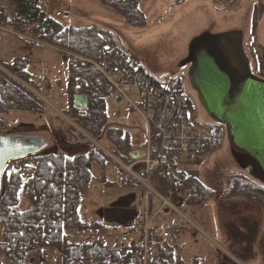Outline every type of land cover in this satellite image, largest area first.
<instances>
[{"label":"rangeland","instance_id":"1","mask_svg":"<svg viewBox=\"0 0 264 264\" xmlns=\"http://www.w3.org/2000/svg\"><path fill=\"white\" fill-rule=\"evenodd\" d=\"M234 2L237 0H139L140 10L146 19L143 26L125 22L114 8L104 6L98 0H40V8L49 18L65 27L96 26L113 33L129 65L141 68L146 75L162 83H171L177 77L186 76V69L178 70L176 66L185 56L190 39L207 26L215 24L217 31L241 27L247 31L246 52L250 51L255 69L264 79V0H238V5L226 9L227 5H233ZM0 7L11 17L12 10L7 0H0ZM10 31L11 34L0 33V60L10 64L15 58L28 59V71L36 79L44 77L51 88L42 92L45 104L23 92L38 107L44 106L43 113L38 116L2 115L0 120L9 122L11 127H8V131L0 128V133H32L41 136L47 145L39 156L63 154L73 158L90 150L98 151L101 147L114 159L128 165V150L117 149L102 138L104 134L99 138L88 135L79 123L78 114L70 106L66 54L83 56L61 53L49 46L36 47L33 45L37 42L35 37L14 33L12 27ZM186 86L190 90L188 81ZM190 92L196 100L195 94ZM133 93L135 106L141 107L138 92L134 90ZM194 104L197 107L194 114L190 115V120L206 123L207 118L198 103ZM105 106V130L120 129L130 133L132 142H140L144 138L145 124L129 105L105 103ZM80 129L84 133L81 134ZM36 165L35 159H30L10 164L4 172L7 177L18 174L22 181L15 211L29 209L24 184L35 175ZM177 167L216 195L225 190L231 176H240L242 173L228 151L226 136L222 147L213 151L179 156ZM122 181H129L132 185L128 187L121 184ZM109 183L117 185L112 187ZM142 193L143 187L136 184L113 159L105 156L104 164L93 165L92 180L81 199L79 214L86 222L102 221L105 229L93 234V237L112 242L123 233L124 219L131 214L127 197L135 194L140 198ZM191 216L200 231L195 236H186L180 244L183 246L182 259L185 264H193L195 258L199 264H229L223 257L227 252L237 255L241 264H264V255L255 248L259 244V232L253 237V232H245L250 224L258 223V229L262 224L260 226L264 228V211L257 204L239 198L221 199L215 196L196 209L195 213L192 211ZM231 228L239 232L244 230L243 235L250 240H234ZM83 236L75 237L74 241L81 242L90 234L85 233Z\"/></svg>","mask_w":264,"mask_h":264},{"label":"trees","instance_id":"2","mask_svg":"<svg viewBox=\"0 0 264 264\" xmlns=\"http://www.w3.org/2000/svg\"><path fill=\"white\" fill-rule=\"evenodd\" d=\"M102 5L114 8L121 18L133 25L143 26L145 16L140 10L139 0H126L124 4L117 0H98ZM12 10L10 26L19 34H29L41 44L57 49L59 52H69L97 61L104 49L118 54L128 64L127 57L120 50L116 36L98 28L65 27L49 18L40 8V0H7ZM4 64V63H3ZM30 61L26 58H16L12 64L2 67L16 78L29 85H36V78L29 73ZM144 73L143 70L137 69ZM183 94L186 89V76L177 77L171 82ZM109 86L92 67H69L67 94L70 106L78 114L83 131L88 135L102 138L114 144L119 150L128 149L131 144L128 138H123L122 130H105L106 108L104 97L109 93ZM76 95H87L89 106L86 111L74 108L73 98ZM185 95V94H184ZM186 96V95H185ZM187 97V96H186ZM194 104L195 98H189ZM44 111L41 106L28 98L17 84L0 73V116L12 114L40 115ZM11 124L0 120V128L8 131ZM215 129L211 147L197 154L213 151L225 143L223 127L209 124ZM116 129V128H115ZM119 131V132H118ZM171 153L169 156L171 157ZM179 155L172 156L178 158ZM30 159L36 161L35 175L24 184L25 196L29 203L26 211H15L18 204V190L21 178L18 174L4 176L3 191L0 193V264H131L133 249L116 245V239L105 242L95 233L105 229L104 223L84 222L79 214L81 199L87 192L92 180L93 165L104 164L105 156L99 151L90 150L68 158L63 154H45L19 160L16 163ZM128 159V158H127ZM242 175V176H241ZM192 182L199 188L198 195L190 202V208L198 210L207 201L217 196L221 199L239 198L254 202L264 210V186L254 182L245 174L231 176L225 190L216 195L193 177ZM158 181L163 194H167L173 186L169 176L158 173L151 179L152 184ZM121 184L131 186V182ZM115 187L117 184H111ZM155 185V184H154ZM164 185H167L166 187ZM234 240H250L238 230L231 228ZM257 235V225L247 228ZM90 234L81 242L75 237ZM84 237V236H83ZM81 237V238H83ZM259 249L264 253V230L259 240ZM198 259L193 260L198 264ZM150 264H185L174 246L164 253L157 250V256Z\"/></svg>","mask_w":264,"mask_h":264},{"label":"built area","instance_id":"3","mask_svg":"<svg viewBox=\"0 0 264 264\" xmlns=\"http://www.w3.org/2000/svg\"><path fill=\"white\" fill-rule=\"evenodd\" d=\"M117 1L122 4L126 2ZM10 29V16L0 11V33L11 34ZM66 57L71 68L92 67L97 70L110 90L104 102L129 105L145 124L141 159L124 165L103 148L99 149L144 189L136 216L116 239V245L133 249L131 264H150L157 256V250L166 252L177 235H183L188 230L200 231L190 216V202L197 196L199 188L190 177L179 171L177 158L172 156L177 153L179 156L197 154L209 149L215 129L207 123L190 120L195 106L172 83H162L139 72L118 54L104 49L97 61L71 54H66ZM0 73L13 80L22 92L29 93L28 96L46 103L42 92L50 86L48 80H38L36 85L31 86L2 66ZM134 90L138 92L141 107L134 104ZM158 173L173 180L169 195L162 194L150 183ZM152 200L158 202L155 210ZM164 211L170 214L172 221L163 217ZM53 263L57 261L54 259Z\"/></svg>","mask_w":264,"mask_h":264},{"label":"water","instance_id":"4","mask_svg":"<svg viewBox=\"0 0 264 264\" xmlns=\"http://www.w3.org/2000/svg\"><path fill=\"white\" fill-rule=\"evenodd\" d=\"M246 34L241 27L217 31L210 24L190 39L176 68L187 69L189 88L207 121L223 127L238 170L264 186V79L252 71ZM73 105L86 111L88 96L76 95ZM46 145L38 135L0 133V193L7 166L37 155ZM142 157L143 152L131 154L133 160Z\"/></svg>","mask_w":264,"mask_h":264},{"label":"crops","instance_id":"5","mask_svg":"<svg viewBox=\"0 0 264 264\" xmlns=\"http://www.w3.org/2000/svg\"><path fill=\"white\" fill-rule=\"evenodd\" d=\"M239 3H238V0H237V2H234V4L233 5H227L226 6V9H230V8H232L234 5H238ZM2 10V7H0V11ZM47 15V14H46ZM217 30V29H216ZM32 43H33V41H32ZM33 45H35L36 47H39V48H41V47H46V46H48V45H45V44H41L40 42H34L33 43ZM50 47V46H49ZM57 50V49H56ZM16 59V58H15ZM14 59V60H15ZM13 60V61H14ZM12 61V62H13ZM12 62L10 63V64H12ZM4 64H7V63H4ZM3 64V62L0 60V66H3L4 65ZM29 69V68H28ZM30 73V72H29ZM32 75V74H31ZM41 79H45L44 77H42V78H39V79H36V81H38V80H41ZM51 88V84H50V86L48 87V90ZM47 90V91H48ZM43 92H46V90H44ZM44 108V107H43ZM30 135H32V133L30 134ZM122 135H123V138H128V142L131 144V146L127 149L128 150V161H132L133 159H131V154H133V153H137V152H139L140 151V149H141V147L143 146V141H144V138H142L141 139V141L139 142V141H131V135H130V133H125L124 131L122 132ZM133 161H135V160H133ZM172 180V179H171ZM172 183H173V181H172ZM132 184V183H131ZM155 184V185H154ZM153 185L155 186V187H157L158 188V190L161 192V188H163V189H166L167 187V185H164L166 188H164L163 186H160L159 184H158V181H156L155 183H154ZM129 187V186H128ZM143 194V193H142ZM166 195H169V193H167ZM127 199H128V205H129V209H130V211H131V214L128 216V217H126L125 219H124V230L132 223V221H133V219H134V217H135V215H136V212H137V210H138V207H139V202H140V198H137L136 196H135V194H130L128 197H127ZM252 203H254V202H252ZM151 204H152V207H153V209L155 210V208L157 207V205H158V202H154V201H151ZM256 204V203H255ZM259 206V205H258ZM260 207V206H259ZM106 209H109V208H106ZM262 209V208H261ZM263 210V209H262ZM196 212V209L193 207L192 209H191V212ZM264 211V210H263ZM81 217V216H80ZM163 217L164 218H166V219H168V221H172L173 220V218H171V216H170V214L168 213V212H166V211H164V213H163ZM82 219V218H81ZM83 220V219H82ZM84 221V220H83ZM84 222H86V221H84ZM93 222H98V223H102V221H93ZM87 223H90V222H87ZM159 225V224H158ZM252 225H254V224H250L249 226H252ZM256 225H258V223H256ZM260 225H262V224H260ZM259 225V229H258V226H257V233L259 232V236L261 237V234H262V232H263V230H264V228L262 227L261 228V226ZM249 226H247L246 227V229H245V232H247V228L249 227ZM124 232V231H123ZM240 233L241 234H244V230H242V231H240ZM191 234H194V236L197 234L196 232H193V231H188V232H186L184 235H177V237L176 238H174V240H173V246H174V248H175V251H177L178 253H179V255L182 257V252H183V246L181 245L180 246V244L183 242V240H184V238L186 237V236H188V235H191ZM256 235V234H255ZM83 235H80V237H82ZM259 240H260V238H259ZM259 243V242H258ZM172 246V247H173ZM258 246V247H257ZM255 248H257V251L258 252H260L261 253V251H260V249H259V244L257 245ZM226 255H224L223 257H224V261H226V262H228L229 264H241L240 262H239V259H238V257H236L237 255H234V254H232V253H229V252H227V253H225ZM262 255H264V253H261ZM198 262V264H199V260L197 261ZM194 264V263H193ZM201 264V263H200Z\"/></svg>","mask_w":264,"mask_h":264},{"label":"flooded vegetation","instance_id":"6","mask_svg":"<svg viewBox=\"0 0 264 264\" xmlns=\"http://www.w3.org/2000/svg\"><path fill=\"white\" fill-rule=\"evenodd\" d=\"M248 49V48H247ZM247 52H248V56H249V58H250V60H251V68H252V71H253V73L256 75V76H261V75H259L258 73H257V71H256V69H255V63H254V60H253V58L254 57H251V54H250V51L249 50H247ZM264 54V53H263ZM183 69H186V68H183ZM180 70H182V69H180ZM181 74H183V73H181ZM186 74H187V69H186ZM184 94L185 95H187L188 97H192L193 98V95H192V93L190 92V90H188V89H185L184 90ZM29 134H31V133H29ZM33 157V156H32ZM28 158H30V157H28ZM26 159V158H25ZM21 160H23V159H21ZM17 161H19V160H17ZM17 161H13V162H11V164H15ZM10 165V164H9ZM8 167V166H7ZM6 170V169H5ZM3 176H5V173L3 174ZM2 186H4V177H3V181H2Z\"/></svg>","mask_w":264,"mask_h":264}]
</instances>
